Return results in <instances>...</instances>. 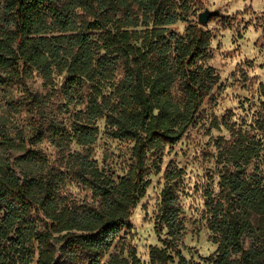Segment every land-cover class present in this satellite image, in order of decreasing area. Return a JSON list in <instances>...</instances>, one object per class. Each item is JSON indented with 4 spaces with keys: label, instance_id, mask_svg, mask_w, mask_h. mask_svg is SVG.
Listing matches in <instances>:
<instances>
[{
    "label": "trees",
    "instance_id": "obj_1",
    "mask_svg": "<svg viewBox=\"0 0 264 264\" xmlns=\"http://www.w3.org/2000/svg\"><path fill=\"white\" fill-rule=\"evenodd\" d=\"M194 4L0 0V87H24L25 103L9 97L7 108L26 105L32 116L29 133L16 136L0 117V264H101L113 248L147 193L152 168L161 169L167 147L182 139L221 85L207 63L211 31L197 22L182 33L172 28L195 13ZM34 73L48 93L30 90ZM258 89L264 97V81ZM57 93L65 100L58 112L67 119L50 110ZM101 119L110 137L133 143L123 175L115 177L92 155ZM212 124L230 133L215 143L219 193L206 191L217 249L202 261L179 249L182 170L169 167L156 225L166 237L151 248L153 264H264V101L251 123L229 114ZM46 140L58 150L56 162L39 148ZM15 147L21 151L12 159ZM70 179L91 199L71 198ZM104 264L142 263L133 251L112 253Z\"/></svg>",
    "mask_w": 264,
    "mask_h": 264
},
{
    "label": "rangeland",
    "instance_id": "obj_2",
    "mask_svg": "<svg viewBox=\"0 0 264 264\" xmlns=\"http://www.w3.org/2000/svg\"><path fill=\"white\" fill-rule=\"evenodd\" d=\"M206 8L219 9V14L210 18L203 25L199 22V14ZM1 9V5H0ZM195 13L188 20L179 22L172 28L177 32H184L189 24L200 23L212 33L210 58L207 63L213 66L220 76V87L214 90L215 99H206L202 105L198 119L189 127L182 139L174 146L167 147L163 155L161 169L154 167L149 175L150 186L144 198L134 209L129 224L101 264L108 261L110 254L122 253L129 256L135 252L142 264L151 262V248L162 246L165 233L157 230V214L161 201V191L165 185V171L169 167L182 170L177 178V194L179 207L184 220V235L179 243V249L188 258L202 261L212 256L217 243L209 227V211L207 189L219 193L220 165L217 163L216 140L230 133L224 127L217 129L213 126V119H220L232 114V119L246 120L251 123L256 112L261 108L264 97L260 95L259 83L264 81V0H195ZM64 77H58L59 85ZM30 90L46 94L49 88L43 85L42 78L34 73L28 79ZM9 97L25 103V90L21 85H14L7 92L0 87V117H4L11 136L20 132L29 133L31 113L24 105L17 112L8 111ZM50 110L67 119L64 113H59L58 107L65 103L63 97L57 93L49 100ZM71 109L75 108L73 105ZM49 111V108H48ZM100 134L91 152L98 164L115 177L123 175L129 168L131 147L133 143L127 140L114 139L107 134L106 121L99 122ZM51 162H56L58 150L50 141H44L40 146ZM73 149L81 150L77 144ZM0 147V151H1ZM20 149H10L12 159L20 155ZM154 157L150 156V163ZM65 192L78 201L91 199L90 190L82 187L76 180L67 182ZM250 238L246 239V246H250ZM88 264V263H83Z\"/></svg>",
    "mask_w": 264,
    "mask_h": 264
},
{
    "label": "water",
    "instance_id": "obj_3",
    "mask_svg": "<svg viewBox=\"0 0 264 264\" xmlns=\"http://www.w3.org/2000/svg\"><path fill=\"white\" fill-rule=\"evenodd\" d=\"M219 9L211 10L206 8L204 11L200 12L199 14V22L203 25L207 24L210 21V18L214 15H218Z\"/></svg>",
    "mask_w": 264,
    "mask_h": 264
}]
</instances>
